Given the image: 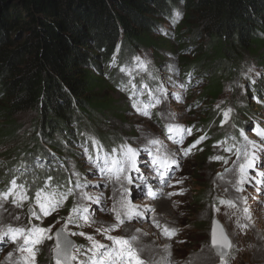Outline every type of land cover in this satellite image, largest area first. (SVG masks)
I'll list each match as a JSON object with an SVG mask.
<instances>
[{
	"label": "rangeland",
	"instance_id": "rangeland-1",
	"mask_svg": "<svg viewBox=\"0 0 264 264\" xmlns=\"http://www.w3.org/2000/svg\"><path fill=\"white\" fill-rule=\"evenodd\" d=\"M175 27L164 21L165 30L153 33L169 42L159 58L153 48L131 58L128 71L141 76L155 71L159 77L152 94L144 91L143 77L131 96L120 90L110 93L124 112L100 126L104 134L121 138L119 160L109 151L90 152L74 141L65 143L73 158L67 153L60 160L69 177L65 195H52L53 190L40 197L39 191L27 200L26 188L4 192L0 185V264H24L22 255L29 264H62L53 258L60 228L73 239L71 264H264V66L257 62L262 53H242L235 76L222 79L223 91L211 105L214 117L204 126L210 106L200 99L206 76L182 74L180 66L207 39L200 30L183 27L186 43L194 38L195 46L174 52ZM14 119L20 137L31 134L37 114L29 110ZM214 133L222 141L202 148ZM231 135L237 136L235 141ZM191 140L195 143L189 144ZM19 141L0 142V163ZM43 155L35 161L49 159ZM196 196L200 200L195 202ZM214 218L229 240L225 257L211 244ZM150 224L149 237L157 244L152 247L126 229ZM166 244L168 260L163 257ZM201 251L210 252L209 261L195 259Z\"/></svg>",
	"mask_w": 264,
	"mask_h": 264
},
{
	"label": "trees",
	"instance_id": "trees-1",
	"mask_svg": "<svg viewBox=\"0 0 264 264\" xmlns=\"http://www.w3.org/2000/svg\"><path fill=\"white\" fill-rule=\"evenodd\" d=\"M164 21H173L178 31L174 52L195 46L194 38L186 43L183 27L198 29L207 39L180 66L182 74L206 76L200 96L210 105L201 121L206 126L222 79L235 76L242 53L261 51L257 62L264 66V0H0V142L20 140L0 163L4 192L26 188L27 200L39 191L40 197L53 190L52 195H65L69 177L60 160L74 156L65 143L78 141L90 152L109 151L119 160L121 138L104 134L100 126L124 112L110 93L131 96L140 77L149 95L160 84L155 71L141 76L128 69L143 48H153L156 58L164 53L169 42L153 36L156 29L165 30ZM29 110L37 114L32 132L18 137L14 118ZM217 141L222 138L214 133L202 148ZM42 154L49 159L36 162Z\"/></svg>",
	"mask_w": 264,
	"mask_h": 264
},
{
	"label": "water",
	"instance_id": "water-1",
	"mask_svg": "<svg viewBox=\"0 0 264 264\" xmlns=\"http://www.w3.org/2000/svg\"><path fill=\"white\" fill-rule=\"evenodd\" d=\"M211 237V244L215 248V251L220 257H225L229 251L230 244L221 223L216 218L212 220ZM56 241L58 247L55 249L53 258L62 264H71L70 256L73 239L63 230V228H60L56 232ZM21 259H23L24 264H29L24 255L21 256Z\"/></svg>",
	"mask_w": 264,
	"mask_h": 264
},
{
	"label": "bare ground",
	"instance_id": "bare-ground-1",
	"mask_svg": "<svg viewBox=\"0 0 264 264\" xmlns=\"http://www.w3.org/2000/svg\"><path fill=\"white\" fill-rule=\"evenodd\" d=\"M117 184H118V186H119V184H120V182H119V180L117 181ZM117 186V187H118ZM238 187V186H237ZM120 190V189H119ZM118 190V191H119ZM237 193V192H236ZM115 195H117L118 197H121V193H116ZM235 196V195H234ZM236 199H237V204H238V207L240 208L241 206H243V199H242V197H241V194L240 193H238V195L236 196ZM161 204V203H160ZM168 204V203H167ZM129 207H130V205H128ZM160 206V205H159ZM118 207H119V205H118ZM128 207V208H129ZM115 208H117V207H115ZM126 208H127V206H126ZM130 209V208H129ZM126 210V209H125ZM159 213V212H158ZM118 215V214H117ZM135 216V215H134ZM154 219V218H153ZM152 221L153 220H151V224H152ZM155 223V222H154ZM149 225V226H147V227H144V226H142L141 228L139 227V226H133V225H131V226H126V229H128L134 236H137L138 238H140V239H142V240H147L148 242H149V244H150V246L151 245H157V244H155V242H154V240H151L150 239V237H149V235L151 234V231H152V229H153V227H152V225ZM170 226V225H169ZM169 231H171V232H173V227L172 226H170L169 227ZM163 236H166V234H162ZM175 237V236H174ZM138 241V240H137ZM170 245H167L166 244V248H164L163 249V257H165L164 258V260H168L167 258H171V254L167 251V247H169ZM152 247V246H151ZM194 257H195V259H198V261L200 260V261H202L201 263H204V262H206V261H209V259L211 258V254H210V252H207V251H201L199 254H197L196 253V255H193ZM163 259V258H162ZM163 260V261H164ZM169 260H171V259H169ZM12 261V260H11ZM164 263V262H163ZM167 263V262H166ZM199 263V262H198ZM6 264H7V262H6ZM12 264V263H11ZM157 264H159V262H157Z\"/></svg>",
	"mask_w": 264,
	"mask_h": 264
}]
</instances>
